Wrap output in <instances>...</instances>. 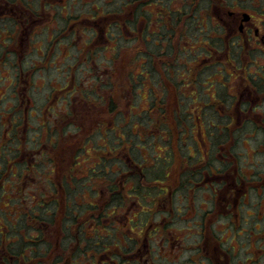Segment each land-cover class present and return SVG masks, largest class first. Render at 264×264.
<instances>
[{
  "label": "flooded vegetation",
  "instance_id": "af4514ba",
  "mask_svg": "<svg viewBox=\"0 0 264 264\" xmlns=\"http://www.w3.org/2000/svg\"><path fill=\"white\" fill-rule=\"evenodd\" d=\"M67 1L60 4L62 0H36L35 10L26 8L22 3H15L14 6L17 7L10 8L0 4V71L10 73L7 81H11L5 93L0 96L2 148L0 155L4 159L0 162V177L3 178L2 181L9 178L16 180L17 184L22 185L25 195H32L30 188L40 189L47 193L48 198L60 203V206H57L58 216L56 215L54 221L41 222L39 225L35 223L38 229L28 232L30 238L35 237L38 241L40 256L29 263L23 261L24 257L20 259L10 257L6 253V239H4L3 243H0V264H17V262L18 264H42L41 262L71 264L76 243L73 237L77 231L73 220L65 219V214L75 216V207L71 204L75 201L72 199L74 197L71 195V186L76 180L83 185L86 184L84 177L89 174L88 166L93 163L92 154L96 153L97 146L102 147L103 150L109 149L108 155L113 151L123 157L121 143H115V138L121 134L120 123L123 119H144L149 113L152 120L157 123L174 119L168 122L169 128H172L170 150H173L174 162L170 177L165 184H162L167 194L157 208L139 206L136 200L127 195L131 201L125 207V212L123 213L122 209V215L115 217L120 225L119 243L112 254H102L100 262L102 261L103 264H260L262 253L258 257L251 258L248 249L252 245L257 247L258 244L260 248L257 251L264 250V228L257 227V223L248 230L246 228L250 223L249 218L255 216L252 221L259 222L264 220V214L261 217L260 213L254 215L248 212L247 218L242 219L240 218L242 209L236 211L238 206L236 202L241 199L238 195L242 192L238 186L245 187L246 184H240V181H247L240 174V163L234 162L235 170H239L235 179L228 164L225 168H221L212 160L204 161L202 157L190 153L186 162L180 161L178 133L183 139L180 158H184V144L187 139L194 137L196 128L201 132V137L196 138L198 142L201 141L206 145L209 143L204 151L205 156L213 155V151H216L215 145L220 140L229 143L230 137L240 139L241 136L249 142L250 138L264 133V0H260L258 6L251 2L253 0H248L246 3L243 0H123L119 10L125 6L130 8L132 6L134 10H150L149 17L131 18L129 15L128 18H123L122 15V18L118 19H103L99 24H95L100 29H93L90 38L85 40L80 38L81 35L76 39V34L79 32L68 27L70 22L76 26L81 18H75L71 11L65 16L62 15L63 11L68 9ZM82 2L84 3L83 0ZM98 7L106 10L104 4H99ZM24 10L34 14L36 18L31 20L22 18ZM42 11H45L49 18L48 26L42 28L41 32L46 29L53 31L51 25L58 23L60 16L66 25L58 34L47 36L44 42L40 41V48H43L44 44L48 45L42 55H39L43 61L38 59L37 65L29 64L27 54L22 53L16 46L22 47L24 41L27 43L32 41L31 38L36 35L33 23L42 17ZM94 12L93 17L100 16V13L98 15V12ZM152 13L155 15L153 16ZM4 14L6 20L1 19ZM104 17L107 16H100L101 19ZM127 22L133 26L132 30H128ZM136 26L137 28L147 26V35L145 34L147 41L151 36L149 29L152 26L163 28L159 30L162 31V37L154 46L158 48V53L167 54L165 62L161 61V66L169 79H174L175 90L172 93L170 87L162 88V95L157 98L154 94V84L150 90L151 81H154L153 76H157L160 70L156 56L149 52L141 54L134 51L131 65L135 66L131 74L136 73L134 75L138 79V75L143 74L145 70L148 71L145 73L151 76L146 79L144 87L149 86V96L147 107L140 112L135 108L139 104L127 99L126 102L133 104L126 114L118 105L120 101H124L123 95L121 98V92L112 89L113 84L109 81L118 73L114 66H119L121 62L119 56L122 50L121 41L125 40L123 38L126 32L133 33ZM110 27L119 29L118 35L114 34L113 39L108 37ZM202 28L205 31H202ZM87 30L89 29L85 31ZM139 37L141 34L136 33L132 42H136ZM195 38L197 41L192 42ZM99 39L110 45H100L98 51L91 50L90 47ZM137 46L136 42L134 49L137 50ZM65 50L68 51L67 54L70 53L64 55ZM108 50L110 53L107 52ZM82 55H85L84 59H81ZM59 57L64 59L72 57V64L61 68L63 73L69 75L67 81L60 87L50 86L41 105H37L34 102L35 74L44 69L42 65H46V69H51L47 64L55 62ZM25 73H27L26 80L23 79ZM71 74L74 76L71 77ZM77 74H88V77L104 75L106 78L104 94L100 93L101 85L89 86L88 80L84 77L80 76L76 79ZM211 77L217 78L212 80ZM186 79L189 82H186ZM186 83L192 84L194 88L198 86L199 89L185 96L183 87ZM206 89L210 91L207 100L202 95ZM10 90V100L4 102V96H7L6 93ZM92 92L97 98L91 96ZM132 95L136 98L133 93ZM202 99L205 100L203 104L200 103ZM155 101L158 105L153 111L152 105ZM186 101L191 103L186 104ZM173 103L176 104V108H172ZM95 105L97 108L93 110ZM91 110L96 112L93 117L90 116ZM161 110L164 111V115H161ZM182 118L195 122L193 133L191 129H184L185 126L177 132L175 120ZM202 118L204 125L200 123ZM215 118L221 121V118H224V126L218 122L214 123L212 119ZM211 126L219 130L217 136L214 135ZM245 133L250 137L242 135ZM91 139L93 141H89ZM111 141L116 144L119 152L115 151V147L114 150L110 148ZM60 145L64 147L62 158L59 156ZM66 145H68L67 151ZM207 149L211 151L207 152ZM143 152L147 154L148 148H144ZM149 155L151 153H148ZM116 164L115 161L114 165ZM210 164L212 167H209ZM131 165L133 173L139 175L142 181L144 175L140 162ZM206 167L210 170H205ZM89 180L92 181V178L89 177ZM65 183L68 185V190L65 188ZM102 185H105L104 181H100V188ZM254 186L259 187L257 184ZM260 187L264 188V180L260 183ZM206 189H209L213 199L210 197L202 203L197 199ZM100 192L103 195L102 190ZM235 198L238 201L234 200ZM99 212V210L89 211L82 216L80 224L82 223L83 232L84 225L89 224L86 228L87 232L84 233L93 231L94 223L89 220L90 218L93 220L91 216L98 215ZM262 212L264 213V210ZM21 213L23 212L18 211L15 214L9 211L7 217L0 221V239H3L9 225L13 226L15 233L26 237V223L18 226L16 221L18 214L21 215L20 218L23 217ZM218 222L222 223V228L219 230L215 227ZM242 222L245 224L242 225ZM245 236L247 242L242 244L238 237ZM234 242H237L238 249ZM239 244H242L241 249ZM242 250H245L246 255L235 258L236 253Z\"/></svg>",
  "mask_w": 264,
  "mask_h": 264
},
{
  "label": "trees",
  "instance_id": "16d2710c",
  "mask_svg": "<svg viewBox=\"0 0 264 264\" xmlns=\"http://www.w3.org/2000/svg\"><path fill=\"white\" fill-rule=\"evenodd\" d=\"M15 3H22L26 8L30 7L28 9L31 10H35L36 6V0H1L0 4L5 7V5L8 6ZM89 13L93 15L95 12L92 10ZM2 18L6 20V16ZM113 18L115 17L111 19ZM127 28L128 30H132L133 28L130 22H127ZM202 31H205V29L202 28ZM146 35L141 36V39L144 38V40H147ZM196 41V38L192 40V42ZM31 42L35 43L33 41ZM145 72L148 71L145 70ZM145 72L138 75V79H136V77L134 78V75L131 76V80L136 79L132 81L131 87L133 94H136V96L144 89L143 87L146 79L151 76ZM95 78H97L98 81V75H96ZM157 105V101H155L152 105L153 111L157 109ZM160 112L161 115H164L163 110ZM174 117L176 118V116ZM173 120L174 119H169L157 123V121L152 120L150 113L145 116L144 119H123L120 123L121 134H119V137L115 138V143H121L123 157L118 156L117 153L113 151L111 155H108L109 149L103 150L102 147L97 146L96 153L92 154V167L88 166L89 176L86 175L84 177L86 184L83 185L80 181L76 180L73 186H71V195L74 197L72 199L75 200L71 202V204L75 207V216L73 217L72 214H65V219L69 221L73 220L74 225H76V230L78 231V233L77 231L74 233V237L71 234L74 242L76 241L74 244L75 253L73 258H71V264H81L83 255L86 257L85 264H101L102 261L100 262V257L102 254L113 253L120 239V225L118 219L115 217L119 214L122 215V209L123 213L125 212V207L131 201L128 196L136 200L137 205L143 207L148 206L150 208H157L162 198L166 196L167 193L162 184H165V181L170 177L171 166L174 162L173 150H170L172 149L170 141L173 137L171 133L172 128L168 126V122ZM175 121L177 123V129H182L184 126V129H191L195 124L191 119L182 118ZM139 129L141 130L138 131ZM89 141L93 140L91 139ZM152 145L154 148H152ZM158 146H161L160 149H164V153L160 158H157V160L155 159V161H153L154 163H150V158L153 156L152 154L148 156V153L150 154L151 150H154ZM114 147L115 151L119 152L116 144L114 145V142L111 141L110 148L114 150ZM178 147L181 148L179 142ZM7 148L8 145L5 149ZM144 148H148L149 152L147 154L143 152ZM79 152L81 153V149ZM77 156L80 155L77 154ZM116 156L117 159H115ZM50 160H52L51 157ZM115 161L117 163L116 165H114ZM136 162H140V167L144 175L142 181H140L139 175H136V173L132 171L131 163L134 164ZM205 170H210V168L206 167ZM118 176H120L119 179L115 180ZM89 177L92 178V183L90 185L88 184ZM2 179L3 178L0 177V221H3V218L7 217L6 214H8L9 211L15 212V214H17L18 211H22L23 213L21 214L23 217L20 218L21 215L18 214L16 221L18 226L26 223L25 228L27 233L25 239L23 234L15 233L13 226L9 225L8 229L5 230L6 233L3 239H0V243H3L4 239H6V253L13 258L20 259V257H24L23 261L29 263L34 260V258L40 256V251L38 250V241L35 240V237L30 238L28 232L35 228L38 229L36 224L39 225L41 222L49 223L54 221L57 215V206H60V203L48 198L47 193L45 194L40 189L30 188L32 195H25L22 190V185L20 183L17 184L16 180L9 178L2 181ZM100 181H104L105 183L101 188ZM87 185H89V187H85ZM65 188L68 190V185L66 183ZM100 190H102L104 196L101 195ZM84 192H87V195H85ZM95 210H99L100 212L98 215L91 216L93 220H91V218L89 220V222L94 223L92 227L93 231L91 233H84L80 220L87 212ZM49 255L50 254H48V256ZM57 261L58 260H55V262ZM41 263L44 264L43 262Z\"/></svg>",
  "mask_w": 264,
  "mask_h": 264
},
{
  "label": "rangeland",
  "instance_id": "374dc122",
  "mask_svg": "<svg viewBox=\"0 0 264 264\" xmlns=\"http://www.w3.org/2000/svg\"><path fill=\"white\" fill-rule=\"evenodd\" d=\"M31 1H35V0H31ZM84 3L82 2V0H68L66 2V4L68 5V9L65 11H63L64 13L62 14L63 16L66 15V13L68 11H71L74 15V17L77 19L81 18L78 23L76 24V26H73V23L70 22L68 24V27H71L72 30L77 31L79 33L76 34V39L78 38L79 35H81L80 38H82L83 40L90 38L91 35V31L94 30H99L100 27L95 26V24H99L100 22H102L103 19H111L112 17H115L113 19H118V18H128V16L130 15V17L132 18L134 17H140L142 19H146L149 17L150 14V10H134L133 7L131 6H125L123 7L121 10H119L123 0H83ZM245 3L248 2V0H243ZM15 2V1H14ZM63 2L65 3V0H62V2L60 4H63ZM255 4V6H258L260 4V0H253L251 1ZM83 4H85V6H83ZM99 4H104L106 6V10L99 9ZM8 8L10 7H17L14 6V4L12 5H8ZM101 7V6H100ZM30 8V7H28ZM148 8V7H146ZM60 9V8H59ZM150 9V8H148ZM16 10V9H15ZM96 11L98 12V15L100 13V16H107L104 18H100L99 17H93L89 12L91 11ZM17 11V10H16ZM109 14H107V13ZM159 15V12H157ZM19 16L21 15L20 13L18 14ZM152 15L154 16L155 14L152 13ZM3 16H6L5 14ZM47 16V17H45ZM49 15H47V13L45 11H42V17L37 19L36 23H33V29L34 32L36 33V35H34L31 40L35 43H32L31 41H29L28 43L26 41H24L22 43V47L20 46H16L17 48L20 49V51H22V53H26L27 54V58H28V62L29 64H38V59L42 62L43 58H40L39 55H42V53L46 50L47 48V44L43 45V48H40V41L44 42L45 40H47V36H51L53 34H58L62 28L65 27L66 23L64 21V19L61 18V16L59 17L58 23L56 22L55 24L51 25L53 28V31L51 30H44V31H40L42 28H45L46 26H48V17ZM112 16V17H111ZM22 18H26L31 20L36 18L34 16V14L30 13L28 10H24L22 16ZM159 17H161V15H159ZM2 18V17H1ZM264 18V15H263ZM84 21V22H83ZM3 23V22H2ZM8 24V23H6ZM39 24V25H38ZM38 25V26H37ZM86 29H89L87 31H85ZM163 28L161 26H152V28H150L149 30H151L152 32H156L155 34H151L150 33V37L147 40L141 39V37H139L137 39V44H138V49H134V45H136V42H132V40L134 39V36L137 34H141V36L145 35L146 32L148 31L147 26H137L135 27V31L133 33H127L126 32V36H124L123 41H121V46H122V50L120 53V57H121V62L119 64V66H114V68L117 69V74H115L113 76V79L110 80L109 82L111 84H113V88L112 89H116L119 92H121V98L123 95L124 101H120L118 103L119 107H122V110H124L126 112V114H128L129 109L132 107V102L136 101V103L139 104V106H136L135 108L138 110V112L141 111V109L146 108V103H147V99L149 96V86L146 85L144 87V89L142 91H140L139 95L136 96V98L133 97L132 93L133 91L131 90L132 87V81L131 80V70L134 68L135 65H131V59L134 56V51H138L139 53L142 54L143 53H151L154 57L156 56V63H158V66L160 68V70L158 71L157 76H153V80L151 81V87L150 90L152 89L153 84L155 85L154 88V94L157 98L161 97L162 95V88H169L170 87V91L172 93H174L175 87H174V79L170 80L168 75L165 74L163 67L161 66V61L163 60L165 62V57L167 56V54L165 53H158V48L154 46L155 42L158 41L161 37H162V30ZM109 30V27L107 29V31ZM123 31V30H122ZM119 29L115 28V27H111L110 32L108 33V37L113 39L114 38V34L118 35ZM34 34V33H33ZM113 35V37H112ZM105 36V33H104ZM106 37V36H105ZM127 39H130L129 41H127ZM24 44V45H23ZM100 45H104V46H109V43H105L103 42V40H100L95 43L93 46L90 47L91 50H99L98 47ZM109 48V47H108ZM140 49V50H139ZM154 51V53H153ZM67 50H65V54H67ZM108 53L109 50L107 51ZM70 53V52H69ZM68 53V54H69ZM101 53V52H100ZM67 54V55H68ZM85 54V53H84ZM162 56V57H161ZM85 55H82L81 59H84ZM169 60V58H168ZM81 61V60H80ZM72 64V57L71 58H67L64 59L63 57H59L55 62H51L48 65V67H50L51 69H46V65H42L44 67V69L38 73H36V88H34L35 93H34V102L37 105H41V103L43 102V100L45 99V95L49 92L50 90V86H55V87H60L62 84H64L67 81V77L69 75H67L66 73H63L61 68L64 67L65 65H70ZM80 64V63H79ZM80 67V66H79ZM59 69V70H58ZM92 70H90L91 72ZM232 72V70H231ZM133 73V72H132ZM15 74V73H14ZM136 73H133V75ZM12 77H13V73H11ZM27 75V73L23 74V79L26 80L25 76ZM88 74H77L75 77L78 79L80 76L84 77L85 80H88V84L89 86L94 85V86H99L101 85V90L100 93H103V89L106 88L104 80L106 79L104 75L99 74L98 75V81L96 75L94 77L87 76ZM187 75V74H186ZM184 75V76H186ZM74 75L71 74V77H73ZM173 75H171L172 77ZM7 77H10V73H8L7 71H0V96L5 93L6 91V87L8 86L9 83H11V81H7ZM92 77V78H91ZM136 77V75H134V78ZM189 77V75H188ZM217 77H211L210 79L214 80ZM219 79V77H218ZM102 80V81H101ZM194 79L192 78L191 81H193ZM94 82H97L94 83ZM186 82H189V80L186 79ZM8 88V87H7ZM40 88V89H39ZM108 89V88H107ZM199 89V87L197 86L196 88H194L192 86V84H188L186 83L183 87V92L185 93V96H188L192 93V91H197ZM10 92H7L6 95L4 96V102H8L10 100ZM233 92V91H232ZM114 92L112 91V94ZM104 94V93H103ZM208 94H210V91H208L207 89L202 93V95L204 96L205 100H207L209 98ZM96 94L92 92L91 96L95 99L97 98L95 96ZM184 96V97H185ZM183 97V98H184ZM129 99L131 102L128 103L126 102V100ZM205 100H201L200 103H204L203 101ZM10 103V102H9ZM191 103L190 101H186V104ZM173 107L172 108H176L175 107V103L172 104ZM196 105H198V103H196ZM63 108V107H62ZM96 105L92 108L93 110L96 109ZM92 111V110H91ZM96 112H91L90 116H95ZM221 120L215 118L212 119V121H214V123L218 122L220 123V125L224 126V118H221ZM212 121L211 124H212ZM201 124L204 125V119L202 118V121L200 122ZM208 123V121H207ZM59 124V123H58ZM213 127V126H211ZM193 126L191 128V133H193ZM212 130L214 131V135H218V131L216 130L214 127L212 128ZM208 133L211 135L210 130L207 128ZM178 132V129H177ZM245 135L246 137H250V135L248 133L242 134ZM179 144H181L182 147V138L179 135ZM214 136V138L216 137ZM195 137V138H194ZM194 137L192 139H187L186 140V144H184V158H180L182 157V151L181 149L178 147L179 150V159L180 161L186 162L187 161V157L188 154L190 153L191 155L196 154L197 157H202L204 159V161H210L212 160V162H214L215 164H217V166H220L221 168H225V165L228 164V167H231L232 171L231 174H233L234 178L236 179L237 173L239 172V170H235L236 168L234 167V162L236 163H240V174L243 175L245 177V179L247 181H240V184L245 183V187H239V189L242 190V192L239 194L238 192V196L241 197V199L238 201L237 198H235L234 200L238 201L236 202V205H238L236 207V211L237 209H242L240 212V218L244 219V217L247 218V213H253L254 215H258L260 213V216H263V210H264V188L260 187V183H262V181L264 180V133H260L259 135H256L253 138H250L249 142H247L246 138H243L241 136L240 139H233L232 137L229 138V143H226V141L224 140H220L216 146V151H213V155L212 156H205L206 153H204V151L206 150V148L208 147L209 143L206 145L205 143H202L201 141L198 142L197 139H199V137H201V132L197 131V128L195 129V133H194ZM219 137V136H218ZM197 138V139H196ZM213 138V141H214ZM221 138V137H220ZM223 139V138H221ZM227 145H226V144ZM188 146L190 147V149L188 150ZM11 147V146H10ZM161 146L156 147L154 150H151V154H152V158L150 159V163H152L153 161H155V159L157 160V158H160L161 155L164 153V149H160ZM152 148H154V146L152 145ZM1 144H0V151H1ZM63 145L59 146V156L60 158H62V153H63ZM66 151L68 150V145L65 146ZM6 151V149H5ZM211 151V149H207V152ZM3 156L0 155V162H3L4 159H2ZM238 159V160H237ZM180 163H178L179 165ZM209 167H212V164H210ZM226 172V171H225ZM237 179L239 180V177H237ZM92 183V181H91ZM257 184L259 187H255L254 185ZM237 188V189H238ZM85 195H87V192H84ZM245 196V198H244ZM199 197V195L197 196V198ZM210 197L213 199V197L210 194L209 189H206L204 191L203 195H200L199 201H202V203L204 202V200H209ZM235 197H237L235 195ZM262 202V204H260ZM200 203V202H199ZM243 216V217H242ZM249 222L247 224V230L250 229V227H254V225L257 223V227H261L260 229L264 228V220H258L259 222H255L252 221V219H255V216L249 218ZM263 219V218H262ZM225 222V220H224ZM222 223L218 222L216 224V229H220L222 228ZM245 223L242 222V225H244ZM87 227H89V224L84 225V232H87ZM239 242H241L242 244H246L247 242V236H245L244 238H239L238 237ZM237 241V240H236ZM234 244L237 246L238 249V244L237 242H234ZM242 244H239V249L240 246ZM44 249L43 251L45 252L46 250V245L44 244ZM247 248V245H246ZM260 248L259 245L257 244V247H255V245H252L250 249H248V251L251 252L250 257L251 258H255L258 257V255H263L262 257V261L260 264H264V250L263 251H257V249ZM264 248V247H263ZM245 250L240 251L239 253H236L235 258H240L245 256ZM86 263V257L85 255H83V259L81 261V264H85ZM252 264H256V263H252Z\"/></svg>",
  "mask_w": 264,
  "mask_h": 264
}]
</instances>
